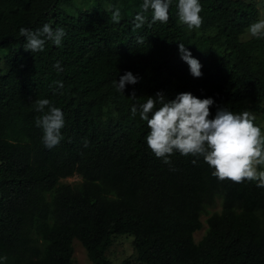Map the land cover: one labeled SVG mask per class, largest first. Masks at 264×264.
<instances>
[{
    "label": "trees",
    "instance_id": "1",
    "mask_svg": "<svg viewBox=\"0 0 264 264\" xmlns=\"http://www.w3.org/2000/svg\"><path fill=\"white\" fill-rule=\"evenodd\" d=\"M91 2L0 0V264H75L74 240L92 264H110L122 235L133 237L138 264H264V188L220 181L202 157L174 152L163 163L146 143L147 122L131 112L159 91L168 99L190 92L215 101L210 118L227 106L249 111L260 127L264 38L242 39L260 18L257 4L200 0L202 23L190 30L172 0L166 23L149 27L150 10L134 31L143 0ZM109 5L119 8V23ZM45 23L64 28L61 46L24 51L20 29ZM179 43L201 63V78L190 74ZM126 72L140 80L118 92L114 82ZM41 98L64 114L63 139L52 149L35 124ZM75 175L80 183H61Z\"/></svg>",
    "mask_w": 264,
    "mask_h": 264
},
{
    "label": "clouds",
    "instance_id": "2",
    "mask_svg": "<svg viewBox=\"0 0 264 264\" xmlns=\"http://www.w3.org/2000/svg\"><path fill=\"white\" fill-rule=\"evenodd\" d=\"M171 5L172 0H143L142 11L134 17L133 30L140 29L148 22L145 14L150 10L149 27L157 22L166 23ZM176 7L181 24L190 30L201 26L200 0H178ZM108 10L112 11L111 5ZM120 19V10L116 8L112 11L111 22L119 23ZM248 31L252 37L264 38V19L252 23ZM20 35L26 41L22 45L24 51L34 54L43 52L48 42L60 47L66 32L63 27L54 28L45 23L35 30L21 28ZM137 43H143V38H139ZM178 47L180 58L189 66L190 74L194 78H201V63L183 43H179ZM54 68L58 73L63 71L60 62L55 63ZM139 80L131 72H126L114 84L118 92L124 93L126 85H136ZM54 83L63 89L62 82ZM131 99H136L135 92ZM34 103L36 111L42 113L35 120L36 127L43 132L42 143L52 149L63 139L61 129L65 123L64 114L46 98L36 99ZM214 104L212 98L200 99L190 92L168 99L164 92L159 91L155 96H148L146 102L133 105L131 112L133 116L139 112L140 118L147 122L150 131L145 138L146 143L163 163L169 164L174 152L185 157H202L214 170L212 175L220 181H256L258 187L264 188V170H257V166H264V134L254 124L255 117L249 111L235 113L227 106H217L214 118H210V108ZM84 146H88L86 141ZM193 163L196 161L193 160ZM0 259L6 260V257Z\"/></svg>",
    "mask_w": 264,
    "mask_h": 264
},
{
    "label": "rangeland",
    "instance_id": "3",
    "mask_svg": "<svg viewBox=\"0 0 264 264\" xmlns=\"http://www.w3.org/2000/svg\"><path fill=\"white\" fill-rule=\"evenodd\" d=\"M250 1H254L260 10L259 20L264 19V0H250ZM76 2L81 7H89L92 5L91 0H76ZM208 34L214 35L213 33H208ZM252 38L253 37L250 35L249 31H247L242 39L247 41ZM256 118L261 128V132L262 134H264V119L262 118V115H258V116L256 115ZM257 170L258 171L264 170V166H257ZM81 181L82 178L79 175H75L73 177L62 180L61 183L76 185ZM220 211H221V206H218L212 212H220ZM206 219H207L206 216L202 218L204 224L203 229L194 234V239L196 243H198L206 234V230H207V224L205 222ZM132 241H133V237H130L128 235H122L115 239L113 246L110 248V250L107 253V256L110 260V264H122L128 259L131 261V264H138L135 261L136 253L133 249ZM73 247H74L73 259L75 264H92V262L88 258L86 250L78 240H74Z\"/></svg>",
    "mask_w": 264,
    "mask_h": 264
}]
</instances>
